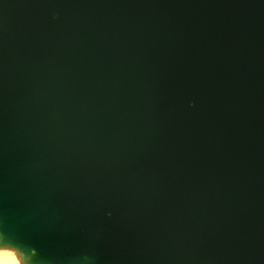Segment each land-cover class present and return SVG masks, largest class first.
Returning a JSON list of instances; mask_svg holds the SVG:
<instances>
[{"label": "water", "instance_id": "obj_1", "mask_svg": "<svg viewBox=\"0 0 264 264\" xmlns=\"http://www.w3.org/2000/svg\"><path fill=\"white\" fill-rule=\"evenodd\" d=\"M0 227L52 264H264V0H0Z\"/></svg>", "mask_w": 264, "mask_h": 264}, {"label": "bare ground", "instance_id": "obj_2", "mask_svg": "<svg viewBox=\"0 0 264 264\" xmlns=\"http://www.w3.org/2000/svg\"><path fill=\"white\" fill-rule=\"evenodd\" d=\"M1 238L6 242L9 243L11 246L14 247V250L21 254L23 257V261L25 263L29 262V264H52L45 260L44 256H42L39 250L29 244H25L21 239L17 241L10 239L4 233L0 231ZM85 260H88L89 257L85 256Z\"/></svg>", "mask_w": 264, "mask_h": 264}, {"label": "rangeland", "instance_id": "obj_3", "mask_svg": "<svg viewBox=\"0 0 264 264\" xmlns=\"http://www.w3.org/2000/svg\"><path fill=\"white\" fill-rule=\"evenodd\" d=\"M0 264H29V262L25 263L21 254L16 252L9 243H6L0 235Z\"/></svg>", "mask_w": 264, "mask_h": 264}]
</instances>
